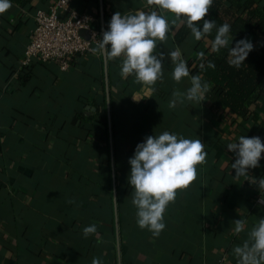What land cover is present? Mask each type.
<instances>
[{
	"label": "crops",
	"instance_id": "0c3cea01",
	"mask_svg": "<svg viewBox=\"0 0 264 264\" xmlns=\"http://www.w3.org/2000/svg\"><path fill=\"white\" fill-rule=\"evenodd\" d=\"M56 1L11 0L0 14V264H91L93 257L102 264H220L224 258L236 264L233 248L264 217L256 184L264 177V153L260 166L237 179L226 145L241 135L264 142V111L255 106L238 116L208 93L202 103L178 99L170 107L173 91L190 87L189 77L172 79L170 58L153 93L132 76L122 78L120 58L105 62L103 53L77 57L67 71L52 62L21 67L35 14ZM73 7L94 13L101 30L116 11L156 5L74 0ZM182 26L172 25L174 35L158 42V51L178 47L185 60L196 59L197 48L206 51L210 41L190 34L177 43ZM248 39L254 49L263 44L255 31ZM164 130L200 138L208 155L197 180L166 209V229L153 237L136 223L129 158L145 137ZM240 218L247 223L237 234L232 229ZM92 223L97 233L86 238L82 230Z\"/></svg>",
	"mask_w": 264,
	"mask_h": 264
},
{
	"label": "clouds",
	"instance_id": "9594fccd",
	"mask_svg": "<svg viewBox=\"0 0 264 264\" xmlns=\"http://www.w3.org/2000/svg\"><path fill=\"white\" fill-rule=\"evenodd\" d=\"M213 0H149L156 7L151 11L137 10L135 13L116 11L99 39L93 53L102 52L107 59L120 58L122 78L134 77L136 83L144 85L146 93L155 92L157 81L163 82V65L170 58L174 67L172 79L181 82L190 78V87L184 92L173 91L170 107L180 102L202 103L210 84L202 79L201 74H190L187 60L182 58L177 47L167 53L158 51V42H164L174 35L172 25L184 24L190 29L194 39L207 38L215 30L211 40V50L219 53L228 49V63L240 68L250 52L253 42L242 38L235 42L231 38V25L228 22L217 25L216 20L205 19ZM11 0H0V14L11 7ZM168 14L173 19L169 21ZM202 21V23H200ZM230 45V46H229ZM203 58L205 53H199ZM201 72L208 68L215 69L212 60L202 59ZM137 100L135 95H132ZM139 101V100H137ZM227 149L234 154L231 169L234 178L249 176V169L260 166L264 142L260 136L241 135L229 142ZM208 153L201 139H192L182 134L164 130L159 134L149 135L136 145L133 156L129 158L130 173L128 183L131 186V203L136 209V223L141 229H147L153 237H159L166 229L165 213L168 206L175 202L178 190L187 189L197 180L198 166L206 163ZM262 193L264 203V177L256 183ZM247 221L240 218L234 221L235 233H241ZM87 238L97 233V225L92 223L83 228ZM236 264H264V217L251 228L248 239L233 248ZM91 264H102L99 257H93Z\"/></svg>",
	"mask_w": 264,
	"mask_h": 264
},
{
	"label": "trees",
	"instance_id": "16d2710c",
	"mask_svg": "<svg viewBox=\"0 0 264 264\" xmlns=\"http://www.w3.org/2000/svg\"><path fill=\"white\" fill-rule=\"evenodd\" d=\"M261 1L213 0L210 5L213 9L211 19L216 20L217 25L225 22L231 25V38H248L254 31L262 37L263 44L250 52L240 68L229 65L227 48L219 53L211 50L215 30L207 37L210 41L208 49L201 51L198 47L196 50L198 56L201 52L205 56L187 59L191 74H202L212 85L207 92L210 99L226 104L238 116H247L251 113L250 108L255 106L264 111V6ZM190 34V29L183 24L176 35L177 43L184 42ZM202 59L205 62L212 60L215 69L201 72L199 64Z\"/></svg>",
	"mask_w": 264,
	"mask_h": 264
},
{
	"label": "built area",
	"instance_id": "2783aa9c",
	"mask_svg": "<svg viewBox=\"0 0 264 264\" xmlns=\"http://www.w3.org/2000/svg\"><path fill=\"white\" fill-rule=\"evenodd\" d=\"M73 3L74 0H57L48 10L37 11L21 67L35 62H52L67 71L77 57L102 55L91 49L98 46L106 28L99 30L97 16L79 12ZM259 203L262 204L261 199ZM220 264H226L225 258Z\"/></svg>",
	"mask_w": 264,
	"mask_h": 264
},
{
	"label": "water",
	"instance_id": "95a60500",
	"mask_svg": "<svg viewBox=\"0 0 264 264\" xmlns=\"http://www.w3.org/2000/svg\"><path fill=\"white\" fill-rule=\"evenodd\" d=\"M102 1V0H101ZM102 22H104V11H102ZM105 62L107 60L106 56L104 55ZM109 100V99H108Z\"/></svg>",
	"mask_w": 264,
	"mask_h": 264
}]
</instances>
